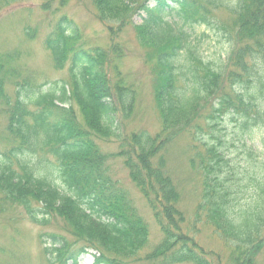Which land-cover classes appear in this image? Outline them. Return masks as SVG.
I'll use <instances>...</instances> for the list:
<instances>
[{
	"label": "trees",
	"instance_id": "obj_1",
	"mask_svg": "<svg viewBox=\"0 0 264 264\" xmlns=\"http://www.w3.org/2000/svg\"><path fill=\"white\" fill-rule=\"evenodd\" d=\"M22 0H0V12ZM106 27V47L84 42L61 17L43 44L67 81L35 84L18 50L0 54V198L23 206L39 225L57 217L63 232L41 236L49 264H135L148 246L147 223L112 178L97 140H113L153 213L162 237L142 258L149 264H256L264 252V154L251 144L264 130V0H91ZM51 1L41 10L51 11ZM61 0L60 5H64ZM153 4V6H151ZM228 12L227 27L215 19ZM139 25L133 24L134 18ZM134 27L155 79L160 130L119 131L138 89L120 70L121 35ZM203 27L229 45L222 64L200 60L190 31ZM29 40L34 32L26 30ZM118 130V131H117ZM189 138V166L201 178L190 221L167 167L166 149ZM192 224V225H191ZM209 226L226 251L195 240ZM46 238V239H45ZM77 247V248H76Z\"/></svg>",
	"mask_w": 264,
	"mask_h": 264
},
{
	"label": "rangeland",
	"instance_id": "obj_2",
	"mask_svg": "<svg viewBox=\"0 0 264 264\" xmlns=\"http://www.w3.org/2000/svg\"><path fill=\"white\" fill-rule=\"evenodd\" d=\"M48 1H51L52 9L44 13L41 5ZM60 2L61 0H22L0 12V54L14 50L21 52L20 62L27 73L33 76L34 83L47 84L42 90L48 89L49 82L59 83L67 81L68 78L66 69L58 72L53 69L49 51H46L43 46L46 36L53 31V26L61 17L68 18L80 28L88 47H106L110 39L106 27L95 16L96 12L91 0H65L64 5H60ZM214 16L226 27L232 24L225 10H218ZM133 24L139 25L140 19L134 18ZM26 30L34 32L32 40L26 37ZM190 33L193 51L200 60L210 64H222L226 60L229 45L221 35L203 27L195 28ZM120 37V43L126 51L120 70L130 82L135 84L138 93L133 114L127 119L122 117L123 120L117 124L118 129L125 133L146 131L155 134L160 130L161 123L153 98L155 79L152 65L147 62L146 50L136 39L134 27L127 28ZM251 138L257 157H262L264 130H255ZM189 142L186 136L175 140L166 149L165 156L170 177L180 192L179 208L191 221L202 187L199 174L188 164ZM97 143L102 152L110 157L108 167L112 178L127 191L139 216L147 223L148 246L138 255L141 259H137L135 264H149L142 258L162 237L157 222L147 201L129 178L128 170L123 166L122 160L113 157L118 151L116 143L112 139L97 140ZM63 227L61 220L57 217L51 218L46 224L39 225L31 220L23 206L7 203L0 198V264H49L41 236L55 233L72 243V237L63 232ZM195 240L206 252L226 253L223 243L209 226L197 225ZM95 257L96 253L88 250L79 256L77 264H94ZM256 264H264V252L259 254Z\"/></svg>",
	"mask_w": 264,
	"mask_h": 264
}]
</instances>
